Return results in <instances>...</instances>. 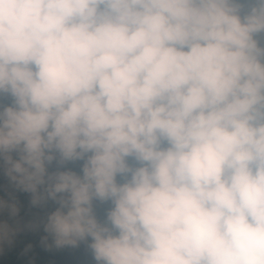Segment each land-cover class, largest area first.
I'll return each mask as SVG.
<instances>
[{
  "label": "clouds",
  "instance_id": "9594fccd",
  "mask_svg": "<svg viewBox=\"0 0 264 264\" xmlns=\"http://www.w3.org/2000/svg\"><path fill=\"white\" fill-rule=\"evenodd\" d=\"M0 175L27 264H264V0H0Z\"/></svg>",
  "mask_w": 264,
  "mask_h": 264
},
{
  "label": "trees",
  "instance_id": "16d2710c",
  "mask_svg": "<svg viewBox=\"0 0 264 264\" xmlns=\"http://www.w3.org/2000/svg\"><path fill=\"white\" fill-rule=\"evenodd\" d=\"M4 184L5 180L3 176L0 175V196L4 195ZM20 199L21 201H25L26 197L21 194ZM21 239L23 241H35L36 237L24 236ZM20 247H22V243L19 244L14 251L5 250L4 252H0V264H27L28 257H21L18 254ZM35 251L37 253L38 264H49V261H54L55 264H88L89 261V257L83 249H64L59 252L47 253L37 248ZM29 255H31V253Z\"/></svg>",
  "mask_w": 264,
  "mask_h": 264
}]
</instances>
